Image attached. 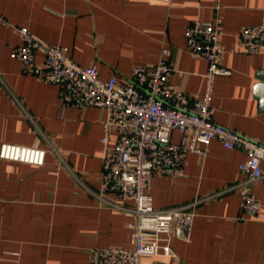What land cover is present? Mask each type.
Wrapping results in <instances>:
<instances>
[{
  "label": "crops",
  "instance_id": "0c3cea01",
  "mask_svg": "<svg viewBox=\"0 0 264 264\" xmlns=\"http://www.w3.org/2000/svg\"><path fill=\"white\" fill-rule=\"evenodd\" d=\"M0 145L42 148V165L0 158V264H89L92 247L132 245V214L101 202L105 109L64 106L60 87L23 68L13 55L15 26L44 43L61 44L80 65H95L102 79L129 77L136 65L153 66L170 50L171 82L192 96L204 89L207 61L187 48L193 19H223L222 40L237 47L245 25L264 24V0H0ZM44 58L43 52L36 57ZM228 76H218L213 119L264 142V110L254 96L264 52H228ZM181 133L172 132L179 141ZM247 155L212 140L205 157L189 153L185 175H156V208L193 201L190 240L173 238L174 256L143 257L140 264H264V177L252 184L262 201L257 218L241 217L236 185ZM107 199L116 201L114 194Z\"/></svg>",
  "mask_w": 264,
  "mask_h": 264
},
{
  "label": "built area",
  "instance_id": "2783aa9c",
  "mask_svg": "<svg viewBox=\"0 0 264 264\" xmlns=\"http://www.w3.org/2000/svg\"><path fill=\"white\" fill-rule=\"evenodd\" d=\"M170 1V0H160ZM1 17V15H0ZM21 42L13 55L26 70L36 71L46 83L60 87L64 106H97L107 112L103 121L102 172L95 196L109 206L132 214L127 222L132 231V245L92 247L89 264H140L143 257L174 256L173 238L190 240L197 201L156 208L151 186L156 175L174 179L185 175L189 153L205 157L212 140L226 149H240L247 158L239 164L244 178L236 187L241 197V217L257 218L262 201L252 191V184L264 177V142L224 126L213 119L211 104L218 76H228L225 65L230 52H264V24L243 26L238 45L227 49L222 35L223 19H193L186 27L187 48L207 61L203 73L204 89L192 96L171 82L174 71L168 47H162L153 66L136 65L129 77L119 80L112 75L102 79L95 65L82 66L55 43L36 39L24 26H15ZM43 52L41 62L37 54ZM181 133L179 141L172 132ZM46 151L42 148L3 142L0 158L42 165ZM114 194L116 201L107 199Z\"/></svg>",
  "mask_w": 264,
  "mask_h": 264
},
{
  "label": "water",
  "instance_id": "95a60500",
  "mask_svg": "<svg viewBox=\"0 0 264 264\" xmlns=\"http://www.w3.org/2000/svg\"><path fill=\"white\" fill-rule=\"evenodd\" d=\"M258 78L257 83L254 85V96L259 100V110H264V68L256 72Z\"/></svg>",
  "mask_w": 264,
  "mask_h": 264
}]
</instances>
